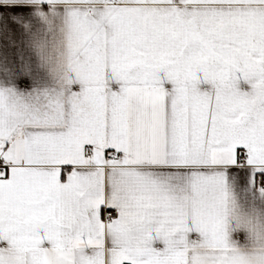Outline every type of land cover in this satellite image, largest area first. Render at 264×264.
I'll return each mask as SVG.
<instances>
[{
  "label": "snow or ice",
  "instance_id": "obj_1",
  "mask_svg": "<svg viewBox=\"0 0 264 264\" xmlns=\"http://www.w3.org/2000/svg\"><path fill=\"white\" fill-rule=\"evenodd\" d=\"M0 264H264V0H0Z\"/></svg>",
  "mask_w": 264,
  "mask_h": 264
}]
</instances>
